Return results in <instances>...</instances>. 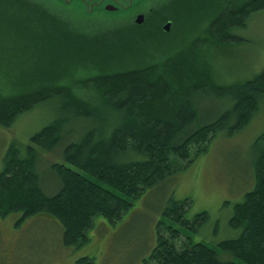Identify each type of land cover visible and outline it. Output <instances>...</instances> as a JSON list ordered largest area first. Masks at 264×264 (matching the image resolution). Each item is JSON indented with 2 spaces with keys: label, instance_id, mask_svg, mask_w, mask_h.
Listing matches in <instances>:
<instances>
[{
  "label": "trees",
  "instance_id": "1",
  "mask_svg": "<svg viewBox=\"0 0 264 264\" xmlns=\"http://www.w3.org/2000/svg\"><path fill=\"white\" fill-rule=\"evenodd\" d=\"M180 1L171 0L156 11L175 23L173 31L192 2ZM208 1L201 0L193 13ZM263 10L264 0L218 1L206 30L208 39L202 37L194 45L189 41L193 32L186 29L187 40L180 39L172 52H160L158 58L128 69L112 68L127 61L108 64L102 58L110 40L129 37L140 43L138 38L166 32H142L138 37L133 23L105 32L76 31L37 0H0V45L13 43L15 52L12 65L7 63L10 57L0 58V125L10 128L25 112L61 100L60 114L35 133L30 144L12 143L7 149L0 172V219L19 214L21 225L48 216L63 227L66 245L82 246L89 241L96 217L119 223L136 199L206 154L216 136L246 127L264 100V68L252 80L221 86L212 83L205 60L214 48L212 41H240L233 31L245 28ZM185 41L184 52H189L181 58L179 45ZM28 42L34 52L26 55ZM176 54L180 57L172 58ZM85 68L96 72L74 79L75 72ZM201 97L231 102L218 117L204 120ZM78 121L87 123L79 136L71 129ZM67 139L64 161L52 164L60 188L48 195L38 169V149L55 152ZM254 179V189L234 206L229 221L239 231L237 237L211 247L161 221L157 246L142 264H264V150L255 160ZM192 202L190 197L170 199L163 213L172 223L197 232L209 214L188 219ZM221 253L237 260H223ZM77 264L91 261L81 258Z\"/></svg>",
  "mask_w": 264,
  "mask_h": 264
},
{
  "label": "rangeland",
  "instance_id": "2",
  "mask_svg": "<svg viewBox=\"0 0 264 264\" xmlns=\"http://www.w3.org/2000/svg\"><path fill=\"white\" fill-rule=\"evenodd\" d=\"M37 1L73 24L76 31L105 32L115 29L113 26L124 28V25L130 26L131 22L135 24L132 19L133 10V12L127 10L111 14L103 9H95L92 15L88 16L83 9L77 7L78 0H75L73 4H65L64 0ZM169 1L171 0H142L137 4L136 9H143L146 12V22L142 26L137 25L132 28L138 37H143L140 35L142 32L156 34L162 30L163 33L166 32L165 34L151 38H138L140 43L129 37L110 40L111 44L107 45L106 54L102 53L106 55L102 56L105 62L114 64L127 61L113 65L112 68L129 69L140 62L152 61L158 58L160 52L171 48L169 52H172L180 39H186L183 36L186 29L192 30L193 34L190 35L189 41L194 45L202 37L208 39L206 30L212 20L213 12L215 13L213 10L218 1L222 0H209L205 3L208 5L202 6L196 13L193 11L201 0H190L192 2L180 19L182 24H178L175 31H173L175 23L171 19L164 20L163 16L156 15L158 14L156 11L161 7L165 8ZM201 14L209 15L201 18ZM192 15L195 16L192 18ZM167 22L172 23L168 32L164 29ZM158 25L161 28H158ZM183 25L191 27L184 28ZM29 30L32 31L31 28ZM233 33L241 40L224 43V45L212 41L211 46L214 48L209 51L210 58L205 60L209 76L210 74L212 76L213 82H211L217 85L226 86L235 82L252 80L264 68V10L252 16L245 28L235 29ZM177 34L182 35L176 38ZM186 42H181L179 45L183 48L181 58L189 52L188 50L184 52L188 45ZM33 48L34 46L28 42L26 55L32 54ZM133 54L136 55L133 56ZM14 55L13 43L0 45V58L10 57V62L7 59L8 64L12 65ZM179 57L176 54L172 58ZM136 58L143 60L131 62ZM84 61L87 62L85 59ZM95 72L91 68H85L76 71L74 79L89 76ZM0 83L2 84V81ZM74 88L76 92H81L76 85ZM161 96L159 94L157 98L162 99L163 96ZM199 100V108L204 120L218 117L225 105L228 107L227 104L231 102L202 97ZM60 107L61 100L53 99L22 114L10 128L0 125V172L10 145L12 143L21 146L30 144L31 137L60 114ZM137 120H139L138 117ZM86 126L85 121H78L71 129H74L79 136ZM67 143L69 139L55 152L38 149L40 153L38 169L42 185L48 195L55 194L60 188L61 182L53 172L52 164L64 161L62 150ZM262 150H264V100L261 101L257 113L246 127L231 135L222 132L216 136L210 144L209 151L200 156L190 168L174 174L160 185H156L143 197L136 199L122 221L112 224L104 217H96L94 227L88 232L89 241L82 246L66 245L63 227L58 221L48 216L33 217L21 225H17L19 214L0 219V264H77L81 258L90 259L91 264L92 262L95 264H142L157 246L158 225L161 221L166 226L173 225L183 229L193 237L194 241L215 247L221 241L239 235V231L230 227L229 221L234 206L242 202L245 195L255 187L254 163ZM188 197L193 199L187 214L188 219H193L198 213L204 211L209 214L208 222L197 232L184 228L181 224L172 223L163 213L170 199L182 200ZM221 258L237 260L227 253H221Z\"/></svg>",
  "mask_w": 264,
  "mask_h": 264
},
{
  "label": "water",
  "instance_id": "3",
  "mask_svg": "<svg viewBox=\"0 0 264 264\" xmlns=\"http://www.w3.org/2000/svg\"><path fill=\"white\" fill-rule=\"evenodd\" d=\"M65 4H73L75 0H64ZM141 0H78V7L83 9L86 14H92L95 9H103L107 13H119L127 11L136 6ZM143 15L139 16L138 23H142ZM172 23L168 22L164 29L169 31Z\"/></svg>",
  "mask_w": 264,
  "mask_h": 264
},
{
  "label": "flooded vegetation",
  "instance_id": "4",
  "mask_svg": "<svg viewBox=\"0 0 264 264\" xmlns=\"http://www.w3.org/2000/svg\"><path fill=\"white\" fill-rule=\"evenodd\" d=\"M141 2H142V0H141ZM140 3V2H139ZM137 6V5H136ZM136 6H134L133 8H131V9H129L130 11H132L133 13H132V15H134V17H132V19H133V21L135 22V24L136 25H138V26H142L143 24H145V22H146V19H147V16H146V12L143 10V9H136ZM78 7V6H77ZM80 9V8H79ZM92 15V14H91ZM140 15H143V21H142V23H138V19H139V16ZM132 23L133 22H131V24L130 25H132ZM168 23V22H167ZM134 24V23H133ZM166 25V24H165ZM164 25V26H165ZM132 27V26H131ZM134 27V26H133Z\"/></svg>",
  "mask_w": 264,
  "mask_h": 264
}]
</instances>
